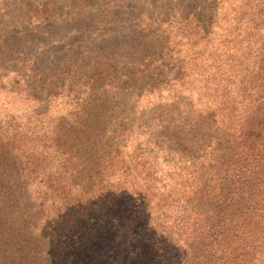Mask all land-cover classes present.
I'll list each match as a JSON object with an SVG mask.
<instances>
[{
  "label": "trees",
  "instance_id": "1",
  "mask_svg": "<svg viewBox=\"0 0 264 264\" xmlns=\"http://www.w3.org/2000/svg\"><path fill=\"white\" fill-rule=\"evenodd\" d=\"M200 22L181 36L177 77L160 83L172 101L155 110L172 120L145 125L147 142H159L138 153L142 166L125 164L133 126L101 122L109 96L127 87L110 77L119 65L56 70L59 81L72 69L88 77L85 90L69 82L62 92L84 116L68 129L61 117L41 126L40 96L34 117L0 116V264H264V0ZM31 85L48 101L62 87ZM166 151L175 160L160 172L154 160Z\"/></svg>",
  "mask_w": 264,
  "mask_h": 264
},
{
  "label": "rangeland",
  "instance_id": "2",
  "mask_svg": "<svg viewBox=\"0 0 264 264\" xmlns=\"http://www.w3.org/2000/svg\"><path fill=\"white\" fill-rule=\"evenodd\" d=\"M241 1L223 0L216 9L217 0H0V116L23 114L28 120L35 116V97L40 96L42 114L37 116L41 126L47 129L61 117V126L68 129L74 119L84 116L72 101L66 102L62 92L68 91L69 82L85 90L88 77L72 69L71 77L59 76V81L56 70L68 65L86 64L89 70L119 65L123 69L110 77L127 87L116 89L114 98L109 96L113 107L102 109L106 112L101 122L117 132L126 123L133 126L135 138L131 141L130 137L124 152L125 164L138 157L142 166L147 157L138 153L154 152V141L159 142L156 138L147 142L145 125L156 131L161 120L164 124L172 120L168 111L155 108L172 101L168 88L160 83L177 77L178 63L188 49L181 36L195 32L194 24L200 20L215 16L221 21ZM196 14L202 16L194 17ZM35 82L50 89L53 83L62 87H56L48 101L47 92L31 85ZM150 86H156V91H149ZM71 94L78 95L75 90ZM88 95L82 93V97ZM48 103L50 112L43 114ZM76 111L81 115L76 117ZM31 125L28 123V130ZM157 155L155 169L165 172L166 160H175V154L166 151ZM178 192L182 198L188 196ZM30 194L34 195L33 186Z\"/></svg>",
  "mask_w": 264,
  "mask_h": 264
}]
</instances>
